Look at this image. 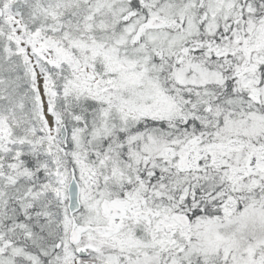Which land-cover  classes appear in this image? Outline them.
I'll return each mask as SVG.
<instances>
[{
  "label": "snow or ice",
  "instance_id": "snow-or-ice-1",
  "mask_svg": "<svg viewBox=\"0 0 264 264\" xmlns=\"http://www.w3.org/2000/svg\"><path fill=\"white\" fill-rule=\"evenodd\" d=\"M0 264H264V0H0Z\"/></svg>",
  "mask_w": 264,
  "mask_h": 264
}]
</instances>
